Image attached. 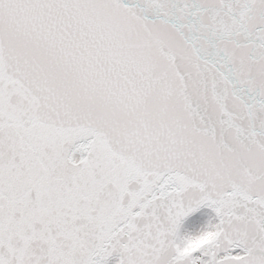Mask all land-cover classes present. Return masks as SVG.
<instances>
[{
	"label": "snow or ice",
	"instance_id": "obj_1",
	"mask_svg": "<svg viewBox=\"0 0 264 264\" xmlns=\"http://www.w3.org/2000/svg\"><path fill=\"white\" fill-rule=\"evenodd\" d=\"M0 264H264V0H0Z\"/></svg>",
	"mask_w": 264,
	"mask_h": 264
}]
</instances>
